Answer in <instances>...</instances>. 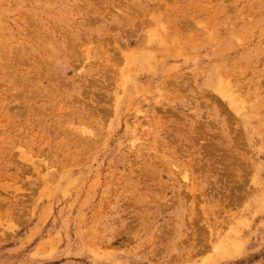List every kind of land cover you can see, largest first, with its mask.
I'll list each match as a JSON object with an SVG mask.
<instances>
[{"label": "rangeland", "instance_id": "1", "mask_svg": "<svg viewBox=\"0 0 264 264\" xmlns=\"http://www.w3.org/2000/svg\"><path fill=\"white\" fill-rule=\"evenodd\" d=\"M0 264H264V0H0Z\"/></svg>", "mask_w": 264, "mask_h": 264}]
</instances>
